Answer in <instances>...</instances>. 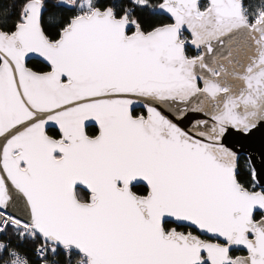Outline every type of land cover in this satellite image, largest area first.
<instances>
[{
  "label": "snow or ice",
  "instance_id": "obj_1",
  "mask_svg": "<svg viewBox=\"0 0 264 264\" xmlns=\"http://www.w3.org/2000/svg\"><path fill=\"white\" fill-rule=\"evenodd\" d=\"M0 264H264V0H0Z\"/></svg>",
  "mask_w": 264,
  "mask_h": 264
},
{
  "label": "water",
  "instance_id": "obj_2",
  "mask_svg": "<svg viewBox=\"0 0 264 264\" xmlns=\"http://www.w3.org/2000/svg\"><path fill=\"white\" fill-rule=\"evenodd\" d=\"M255 147H256L257 149H259L260 145H259L258 142H257V144L255 145Z\"/></svg>",
  "mask_w": 264,
  "mask_h": 264
}]
</instances>
